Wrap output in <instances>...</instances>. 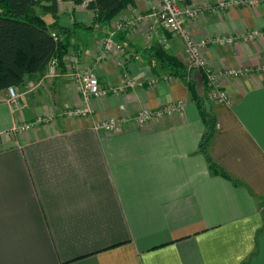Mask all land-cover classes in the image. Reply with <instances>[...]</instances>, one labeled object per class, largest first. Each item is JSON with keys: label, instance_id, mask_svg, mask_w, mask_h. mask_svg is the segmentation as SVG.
<instances>
[{"label": "crops", "instance_id": "0c3cea01", "mask_svg": "<svg viewBox=\"0 0 264 264\" xmlns=\"http://www.w3.org/2000/svg\"><path fill=\"white\" fill-rule=\"evenodd\" d=\"M109 22L57 0V18L71 33L64 70L44 72L0 91V264H264V1L252 5L193 0L199 14L185 25L208 66L250 68L220 78L227 104L207 107L215 119L209 153L230 179L209 170L199 141L205 126L187 81L156 61L163 50L180 61L197 91L202 72L187 69L182 39L160 23V0H133ZM137 14L141 19L137 20ZM49 17V13L45 14ZM123 51L102 54L114 23ZM255 30L254 38L244 36ZM216 37L232 42L214 41ZM91 69L100 84L136 82L122 93L92 97V113L70 118L84 103L71 77ZM182 100V109L115 132L96 119L129 117ZM54 113L52 121L19 123Z\"/></svg>", "mask_w": 264, "mask_h": 264}, {"label": "trees", "instance_id": "16d2710c", "mask_svg": "<svg viewBox=\"0 0 264 264\" xmlns=\"http://www.w3.org/2000/svg\"><path fill=\"white\" fill-rule=\"evenodd\" d=\"M71 1L80 4L84 0ZM133 2L88 0L86 7L94 11V22L104 23ZM38 9L42 12L39 13ZM46 13H49V17L45 16ZM70 36L69 30L58 24L57 0H0V91L19 87L26 79L40 76L52 60L63 71ZM154 55L159 64L167 66L172 73L187 81L188 90L205 126L198 148L209 170L236 183L210 156L209 147L215 132L214 115L204 108L203 97L189 79L188 71L174 56L159 48ZM202 76L204 80L203 73Z\"/></svg>", "mask_w": 264, "mask_h": 264}, {"label": "built area", "instance_id": "2783aa9c", "mask_svg": "<svg viewBox=\"0 0 264 264\" xmlns=\"http://www.w3.org/2000/svg\"><path fill=\"white\" fill-rule=\"evenodd\" d=\"M264 0H229L221 1L218 3L219 7H224L228 4L241 3L252 5ZM88 0H84L81 4L86 6ZM200 12V8L193 4V0H160V8L157 11V16L161 25L168 30L171 34L179 36L184 44V50L187 56V69H197L204 74V80L206 84L207 96L209 99L217 103L227 104L230 102V96L227 91L222 87L220 83L221 76L223 77H237L241 75H247L253 69L250 68H225L221 71L215 72L212 70L202 53V46L206 42L197 43L194 41L191 33L188 31L185 21L187 19L195 18ZM136 19H141V15L137 14ZM135 19V20H136ZM135 20L129 19L120 21L112 25V30L107 34L103 40L102 54H106L112 48L123 51V46L116 42L114 39V33L116 30L126 27L130 28ZM258 34L257 31L252 30L247 33L244 38H254ZM226 41L231 43L232 38L216 37L214 41L222 42ZM264 70V65L260 68ZM71 77L75 81V87L79 95L82 97L84 103L74 107H68L63 111L67 117H86L91 115L92 108L89 105V100L92 97H101L109 93H122L130 88L135 87L136 82L126 72L121 74L120 81L115 84H109L102 86L91 69L84 71H73ZM9 94V100L15 103L17 94L14 87L7 88ZM184 102L178 100L170 104H166L156 109L142 108L137 113L129 117H110L106 119H96L93 122V128L96 131L115 132L120 129L123 122L130 120L135 124L141 125L148 123L152 120L163 118L165 116H173L177 114L183 107ZM54 118V113H47L38 115L33 122L19 123L14 127L15 131L22 132L31 128L33 123L45 122L48 123Z\"/></svg>", "mask_w": 264, "mask_h": 264}, {"label": "rangeland", "instance_id": "374dc122", "mask_svg": "<svg viewBox=\"0 0 264 264\" xmlns=\"http://www.w3.org/2000/svg\"><path fill=\"white\" fill-rule=\"evenodd\" d=\"M37 11H38L39 13L42 12L40 9H38ZM219 71H221V70H219ZM201 77H203V76L201 75ZM204 86H205V88H204L202 91L199 90L198 93H199L200 95H202V97H203L204 108H205L206 110H209L207 106H208L211 102H214V101L208 98L207 93H206V92H207V90H206V84H205ZM15 92H16V90H15ZM16 94H17V93H16ZM63 111H64V110H63Z\"/></svg>", "mask_w": 264, "mask_h": 264}]
</instances>
